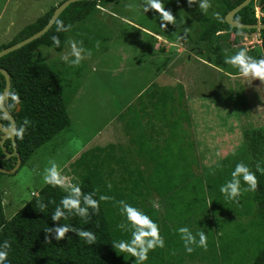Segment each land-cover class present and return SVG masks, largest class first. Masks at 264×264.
<instances>
[{"label":"trees","instance_id":"obj_1","mask_svg":"<svg viewBox=\"0 0 264 264\" xmlns=\"http://www.w3.org/2000/svg\"><path fill=\"white\" fill-rule=\"evenodd\" d=\"M107 1H83L70 5L45 36L0 59V69L7 70L11 76V93L18 97L15 102L10 97L7 108L16 121L17 130L21 126L24 128L22 136L16 135L21 167L67 131L70 125L67 109L80 88L76 86L71 94H66L60 76L36 59V52L44 47L62 52L69 34L76 32L81 44L88 48L91 33L84 30V26L99 11L98 5L107 6ZM183 1L162 0V5L174 8ZM244 1L210 0L215 16L210 17V12L203 14L201 31L195 33L196 45L206 49L207 55L212 56L209 51L215 47L220 52V44L227 42L231 33H257L234 29L225 22L226 15ZM257 4L264 13V0H257L241 10L234 20L245 25L257 24ZM60 5L23 29L0 51L40 32ZM111 16L114 18L112 13ZM58 21L65 27L72 25L71 30L57 32ZM261 23L264 24V18ZM52 36L60 39L59 47L53 44ZM260 37L261 51L255 49L248 53L256 58L264 56V31L260 32ZM227 53L234 54L226 52L220 56L222 60ZM5 85V79L0 75V97ZM234 92L231 89V93ZM135 103L125 111L127 116L123 123L124 133L129 136V147L108 145L94 148L83 153L70 168L75 178L72 183L81 188L80 208L85 210L83 213L65 209L59 202L68 193L62 188L46 185L38 197H33L8 221L0 184V244L4 241L10 244L7 264H137L135 257L116 252L112 246L113 241L129 240L131 236L126 230V217L120 213L119 201L148 215L158 225L164 239V247L150 250L144 264H264V173L256 171L257 165L264 169V129L246 132L244 137L250 144L248 153L237 152L218 165L206 167L199 162L195 150L193 133L190 132L191 116L182 85H153ZM2 118L0 110V122H3ZM7 126L10 127L8 121ZM252 154L255 164L250 167ZM234 158L237 161L233 162ZM236 162L247 164L255 173L257 188L243 192L238 202L226 201L219 189L231 178ZM12 168L13 165H8L6 169ZM242 186L246 187L243 182ZM102 195L110 199L100 200ZM85 197L96 201L97 207L94 209L85 204ZM152 197L161 204L149 203ZM39 203L45 205L43 210ZM57 206L63 215L53 220ZM65 224L70 231L64 239L56 240L54 229ZM227 225L234 230L226 232ZM180 227H189L194 234L204 231L207 248L194 246V251L187 253L177 232ZM71 229L92 232L95 243H85ZM218 231H224V234L216 237L214 233ZM237 256L241 259H236Z\"/></svg>","mask_w":264,"mask_h":264},{"label":"rangeland","instance_id":"obj_2","mask_svg":"<svg viewBox=\"0 0 264 264\" xmlns=\"http://www.w3.org/2000/svg\"><path fill=\"white\" fill-rule=\"evenodd\" d=\"M63 1L0 0V48ZM144 3L145 0H109L107 6L98 5L99 11L84 26L91 33L89 47L81 44L77 32L68 36V41L92 53L78 65L68 63L73 59L68 44L62 52L49 47L36 52V59L60 76L66 94H71L76 86H80V91L67 109L70 121L67 131L34 154L16 174L0 175L8 221L33 197H38L46 186L42 181L44 169L52 162L72 183L75 178L70 168L86 151L108 145L127 149L129 136L123 130L125 111L153 85L183 86L195 150L199 162L206 167L218 165L237 152L248 153L246 132L264 129V82L236 75L237 69L224 64L220 57L240 48L251 52L252 45L259 46L256 43L259 33H231L227 42L220 44L223 53L215 47L209 51L210 56L206 49L196 45L195 33L201 31L203 15L198 5L190 7L188 0L174 8L162 5L183 21L178 27L167 24L163 28L160 13L155 10L144 13ZM211 7L207 13L213 18ZM256 49L261 51L260 47ZM64 56L67 60L62 59ZM249 161L253 162L252 167L253 154ZM150 202L154 206L160 203L153 197ZM225 230L234 229L227 225ZM214 234L221 237L224 231Z\"/></svg>","mask_w":264,"mask_h":264},{"label":"clouds","instance_id":"obj_3","mask_svg":"<svg viewBox=\"0 0 264 264\" xmlns=\"http://www.w3.org/2000/svg\"><path fill=\"white\" fill-rule=\"evenodd\" d=\"M188 4L190 7L193 4L198 5V10L202 14H207L208 9L211 7L210 0H188ZM142 8L144 13H147L150 10H155L160 13V20L163 22L161 23V27L163 28H166L167 24H172L178 27L180 23H183V21L177 20L171 12L162 7V0H145ZM256 10L258 11V15H256ZM260 12L264 14L261 7L257 4L255 7V16L258 23H261V19L264 18V16H261ZM216 15L217 19H220L219 15ZM71 27L72 25L70 24L65 27L63 22L58 21L56 24V31L69 32ZM256 32L260 35L261 31ZM220 34L224 35L225 33ZM51 39L56 47L60 46L61 42L57 36H52ZM245 39H247V37H245ZM256 43H258V47H262V40L260 37L257 38ZM66 44L71 47L69 55L72 56L73 59L68 61L71 65H78L83 59H85V57L92 55L90 50L85 49L83 46L78 47L77 44L71 40L66 41ZM98 46L99 42H97V47ZM258 47H256V44L252 45V51ZM62 59L67 60V56L62 57ZM223 63L231 65L233 68L237 69L238 74L242 77L264 82V56L259 58L253 57L248 54L247 48H240L234 54L224 56ZM10 97L13 102L18 100V97L11 93V91L9 93V102ZM0 99H2V97H0ZM19 110L20 109L18 108V111ZM23 133L24 128L21 126L17 130L16 135L22 136ZM256 171L264 173V169H261L259 165L256 166ZM230 176L231 178L227 179L219 189L226 201L238 202V199L243 192L255 191L257 188V178L255 173L247 164L243 162L236 163ZM42 181L46 185L62 188L68 193V195L63 196L59 202V204L63 205L65 209H76L80 213L85 211L80 208L81 188L78 184L69 183L67 178L61 175L56 163L52 162L50 167H46L44 169ZM242 182L243 185H246V187L242 186ZM108 199H110V197L103 195L100 197V200ZM84 203L92 206L94 209L97 207V202L90 197H85ZM118 203L120 205L121 215L126 217V230L131 232V236L129 240L121 239L113 241L112 246L116 252L126 253L135 257L137 264H144V262L148 260V253L150 250L164 247V239L160 235L159 227L148 215L142 213L137 208L124 201H119ZM38 206L41 210L45 208L43 203H39ZM62 215L63 213L60 211L59 206H57L52 218L53 220H58ZM119 227L122 228L123 225H119ZM46 231H51V229H47ZM54 231L55 239L62 240L65 238L66 233L70 231V228L67 224H65L60 227H56ZM71 231L75 232L85 243L93 244L96 241V237L92 232L80 229H71ZM177 232L179 233L180 239L183 241L184 249L187 253L191 254L194 251V246L204 249L207 248V235L204 231H197L194 234L189 227H180L177 229ZM9 249L10 244L8 241H4L3 244H0V264H7Z\"/></svg>","mask_w":264,"mask_h":264},{"label":"water","instance_id":"obj_4","mask_svg":"<svg viewBox=\"0 0 264 264\" xmlns=\"http://www.w3.org/2000/svg\"><path fill=\"white\" fill-rule=\"evenodd\" d=\"M83 1H93V2H100L102 0H67L64 3H62L55 11L54 14L52 16V18L50 19V21L48 22V24L38 33H36L35 35L31 36L30 38L12 46L9 47L7 49H4L2 51H0V59H2L3 57L16 52L20 49H22L23 47L39 40L40 38H42L43 36L46 35V33L49 32V30L53 27V25L55 24V22L58 20V18L61 16V14L72 4H75L77 2H83ZM254 0H245L242 4H240L239 6H237L235 9H233L232 11H230L226 17H225V22L232 28L234 29H239V30H254V31H264V24L258 23L256 25H245L242 23H239L237 21L234 20L235 16L244 8L248 7ZM0 75L4 77L5 79V89L2 95V99L0 100V109L1 112L3 114V120L4 121H9L11 128L9 130H7L6 128L3 127V124L0 122V131L2 132V134L4 135L2 138V141H0V148L2 149L3 153L5 155H7L8 157L11 156L9 155L6 147H5V141L6 139H10L13 143V148H14V154L18 157V162L17 165L15 166V168H13L12 170H5V169H0V173L2 174H7V175H13L15 174L20 166H21V158L19 155H17V147H16V143H15V138H16V132H17V126H16V122L13 118V116L9 113V111L7 110V105L9 102V93L11 91V77L9 75V73L5 70V69H0Z\"/></svg>","mask_w":264,"mask_h":264},{"label":"flooded vegetation","instance_id":"obj_5","mask_svg":"<svg viewBox=\"0 0 264 264\" xmlns=\"http://www.w3.org/2000/svg\"><path fill=\"white\" fill-rule=\"evenodd\" d=\"M9 103L10 102H8V105H7V107L9 106ZM2 120H3V118H2ZM4 122V123H3ZM3 122H2V124H3V127L4 128H6L7 130H9L10 128H11V125H10V127H8L7 126V121H4L3 120ZM9 122V121H8ZM10 123V122H9ZM3 134H2V132L0 131V141H2V138H3ZM15 143H16V138H15ZM5 147H6V149H7V151H8V153H9V155H11V156H7V155H5L4 153H3V151H2V149L0 148V153H3V155H1L0 156V169H5V170H8V169H6L7 168V166L8 165H13V168H15V166L17 165V162H18V157L16 156V155H13L14 154V146H13V143H12V141L10 140V139H6V141H5ZM16 147H17V145H16ZM2 151V152H1ZM17 153V155H19L18 154V151L16 152ZM21 164H22V160H21ZM21 167V166H20ZM12 168V169H13ZM10 171V170H9ZM18 172V171H17ZM2 173H0V175H1Z\"/></svg>","mask_w":264,"mask_h":264},{"label":"crops","instance_id":"obj_6","mask_svg":"<svg viewBox=\"0 0 264 264\" xmlns=\"http://www.w3.org/2000/svg\"><path fill=\"white\" fill-rule=\"evenodd\" d=\"M61 3H62V2H61ZM61 3H60V4H61ZM60 4H58V5H60ZM58 5H57V6H58ZM195 140H196V139H195Z\"/></svg>","mask_w":264,"mask_h":264}]
</instances>
